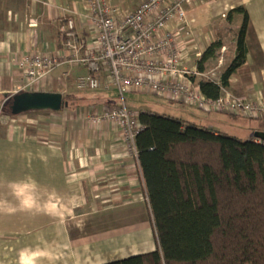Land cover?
Segmentation results:
<instances>
[{"label":"crops","instance_id":"1","mask_svg":"<svg viewBox=\"0 0 264 264\" xmlns=\"http://www.w3.org/2000/svg\"><path fill=\"white\" fill-rule=\"evenodd\" d=\"M144 1L108 0L118 9L119 18ZM81 6L82 0H0V264H105L158 247L154 224L148 223L149 206L138 160L128 153L121 128L110 122L94 126L88 120L89 113L104 107L91 105L95 95H87L92 106L87 111L64 107L60 111L43 110L40 121L36 120L40 124L33 120L28 126L11 125L16 111L10 92L22 82L17 59L27 51L53 49L60 39L61 23L71 14L76 16ZM240 6L249 13L250 51L247 62L232 75L225 89L238 97L264 101V0L192 4L187 8L186 22L175 21L172 28L185 47L184 59L189 64L194 53L192 42L204 53L229 26L228 12ZM32 16L41 21L37 30L29 27ZM234 21L232 26L238 30L243 15H236ZM187 28L193 37L188 36ZM82 30L93 49L95 32L88 25ZM229 35L226 32L225 38ZM64 70L51 76L59 79L54 86L67 88L70 82L74 84L73 79L68 81L62 76ZM215 72L216 81H220L223 73ZM192 83L199 86L196 79ZM106 91L103 97L107 98L110 95ZM55 92L63 94L64 89ZM8 103L13 114L12 109L4 112L3 106ZM109 103L117 105L118 101ZM148 109L144 106L142 111ZM199 111L196 120L183 113L174 117L216 133L222 132L216 127L226 125L218 126L220 118H244ZM115 210L118 218L126 220L120 219L122 226L115 227L108 219ZM132 211L142 214L139 218L143 222L139 218L132 221ZM133 234L137 238L132 244Z\"/></svg>","mask_w":264,"mask_h":264},{"label":"trees","instance_id":"2","mask_svg":"<svg viewBox=\"0 0 264 264\" xmlns=\"http://www.w3.org/2000/svg\"><path fill=\"white\" fill-rule=\"evenodd\" d=\"M238 14L243 23L237 30L232 25ZM226 19L229 26L197 68L208 71L227 47L226 32L235 47L231 64L220 82L192 77L211 99L229 86L250 51L246 7L231 10ZM65 107H80L75 92L65 95ZM137 117L143 129L136 137V159L158 247L105 264H264V145L170 115L140 111Z\"/></svg>","mask_w":264,"mask_h":264},{"label":"built area","instance_id":"3","mask_svg":"<svg viewBox=\"0 0 264 264\" xmlns=\"http://www.w3.org/2000/svg\"><path fill=\"white\" fill-rule=\"evenodd\" d=\"M214 1L145 0L132 13L119 18L118 9L111 6L108 0H82L76 16L71 14L61 23L60 39L53 49L27 51L19 56L16 66L24 83L19 85L15 94L37 90L40 83L54 72L66 68L62 76L68 81L73 79L78 90L97 91L101 87L109 89L113 85L123 96L131 91H149L169 96L198 110L248 118L264 117V101L238 97L225 88L217 99H211L192 83L193 76L216 81V69L208 73L198 71L197 60L201 59L203 53L194 42V53L189 64L185 62V47L177 39L172 24L175 21L186 22L188 6L196 3L206 5ZM80 20L96 33L93 49L89 40L82 38L78 30ZM40 24L38 16L29 19V27L34 30ZM186 31L189 37H193L194 33L189 28ZM57 48L60 49L56 51ZM223 51H227L226 46ZM219 60L222 61L223 57H219ZM70 69H86V72L73 75ZM104 74L110 77L111 84H108ZM88 120L95 126L119 123L123 128L128 153L138 158L136 137L143 128L126 103L113 110L94 109ZM255 140L264 145L263 139Z\"/></svg>","mask_w":264,"mask_h":264},{"label":"rangeland","instance_id":"4","mask_svg":"<svg viewBox=\"0 0 264 264\" xmlns=\"http://www.w3.org/2000/svg\"><path fill=\"white\" fill-rule=\"evenodd\" d=\"M40 23H41V21H40ZM82 23H84L82 20L78 21V30H79L82 38H84L85 40H89L88 37L85 35L84 31L82 30L83 28H85V26L87 27V25L85 23L84 24H82ZM59 31H60V29H59ZM216 41H218V39ZM216 41H214V42H216ZM226 43H227V51H225V52L223 51L224 46L220 49V56L219 57L220 58L223 57V60L220 61L219 57L217 59L211 60L208 64L209 68L207 70L214 68V67H217L216 68L217 73L222 74L227 69L226 67L229 66V64L232 61L233 56H234V43H233V39H232L231 35H229L227 37ZM58 49H60V48H57L56 51ZM197 59H199V58H197ZM70 70H71L72 74L74 75L75 72L72 71V69H70ZM18 74H19V78H20V73L18 72ZM58 80L59 79H57V77H55L54 79H52L50 77L45 82H41L39 87L37 88V90L32 91V92H24L21 94L38 93V92H55L56 89H59V90L64 89L63 96L65 99V95L72 93V92H75L76 99L79 100V102H80L79 108H81V111H87L89 108L92 107L91 105H93V107L96 105H99V106L102 105L104 107H102L101 109L113 110V109H117V108L121 107V105L123 103H126L127 106L132 110V112H134L136 114V116L139 115V112L142 111V108L144 106H147V108H149L148 110L151 112H154V113L172 115V116H176L177 114L179 115V114L183 113V114H185V116L187 118H191L193 120L198 116V113H201V111H199L198 109H196L192 106L185 105L187 103H183L181 101L179 103L174 102V101H170V100L166 101L156 93H151V92H147V91H137V92L131 91V92L125 93L123 96L119 93L118 89L113 85H111V87L109 89H107V91H106V89H104V91H103L104 87H101V89H98L97 92H95V91L91 92V91H86V90L80 91L71 82L67 88H66V86H62V85L54 86V84ZM23 81L24 80L22 78V82H20V84H23L24 83ZM108 84H111L110 79H108ZM19 85H17L10 92L11 97L14 98L15 100H16L17 96L21 95V94H19V95L15 94V91L19 88ZM113 88L116 90H114ZM105 91L108 92V95H110L107 98L105 96L103 97V94H105ZM87 95L88 96L95 95V96H93L91 105L87 102V99H88ZM171 99H173V98H171ZM15 100H13L14 104H15ZM173 100L179 101L176 99H173ZM110 101H118V104L113 105V104L109 103ZM1 102H2V99L0 100V106L2 105ZM180 103H183V104H180ZM14 104H13V106H14ZM63 107L65 109L67 108L65 106H63ZM3 108H4V112H8L9 110L12 109L10 106V103H8L6 106H3ZM64 108H62V109H64ZM67 109H71V108H67ZM12 111H13V109H12ZM14 111L11 114H13ZM42 113H45V112H43V110H38V112L37 111L36 112H30V111L16 112L15 113L16 117L13 118L11 125L16 126V127L17 126H20V127L28 126V124H31V122H33V120H35L34 121L35 123H38L37 121L38 120L40 121L39 115H42ZM46 113H48V112H46ZM89 114H91V113H89ZM137 119H138V117H137ZM110 123H116L117 125H119V127L121 128L122 133H123V136H122L123 141H124L125 145L127 146V143H126L125 138H124L123 128L121 127V125L117 122H110ZM219 123L220 124L218 126H223V124H226V125L224 127H216V129H219L223 133L228 134L230 136H234V137H236L240 140H243V141L254 138L255 134L259 131H264V119H256V118L253 119V118H248V117L226 118V116H225V117L220 118ZM38 124H40V123H38ZM141 215L142 214L137 213V211H132L131 220L135 221L136 220L135 218H139ZM147 217H148V223L150 222V224H154L153 219H151L150 209H149ZM108 219L110 222L113 223V225L115 227H116V225L117 226L123 225V221L120 219L125 220V218H123L122 216H121V218H118V214H117L116 210L114 212L112 211L109 213ZM133 219H135V220H133ZM145 221L147 222V219H145ZM140 222H143V219H140ZM153 232H155V225H154V231ZM155 236H156V233H155ZM136 238H137L136 235L133 234L131 237V243L132 244L135 242ZM125 256L131 257V256H135V255H125ZM125 256H124V258H127Z\"/></svg>","mask_w":264,"mask_h":264},{"label":"water","instance_id":"5","mask_svg":"<svg viewBox=\"0 0 264 264\" xmlns=\"http://www.w3.org/2000/svg\"><path fill=\"white\" fill-rule=\"evenodd\" d=\"M65 105L62 93L58 92H38L26 93L16 97L15 111L28 110H54L59 111ZM256 138L264 140V131L255 134Z\"/></svg>","mask_w":264,"mask_h":264}]
</instances>
